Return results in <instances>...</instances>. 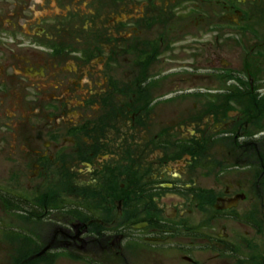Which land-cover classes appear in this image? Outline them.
<instances>
[{
	"label": "flooded vegetation",
	"instance_id": "af4514ba",
	"mask_svg": "<svg viewBox=\"0 0 264 264\" xmlns=\"http://www.w3.org/2000/svg\"><path fill=\"white\" fill-rule=\"evenodd\" d=\"M174 1L173 7L177 9L175 6L181 0ZM199 1L203 6L207 3L210 10L212 1ZM216 2L223 5L221 19L229 20L223 22L226 25L219 23L222 30L229 31V37L215 39L222 59L218 62L214 55L210 62L207 55L211 50L204 48L201 60L208 62L209 66H182V73L196 78L217 77L220 81L218 90L200 86L184 91H156L161 87L165 89L161 81L176 75L170 71L163 76L158 73L152 76L150 66L155 62L164 64V56L167 57L178 44L179 55L188 56V51L194 46L199 49L201 44L198 43L202 42L198 39L197 43L188 44L184 39L174 37L175 32L188 31L194 25L196 33L203 34L219 27L208 21L210 12L203 11L199 5H194L196 11L192 13L181 14L180 21L172 9L164 10L156 0H143L141 5L147 6L146 16L127 25L131 28L125 30L129 33L133 29L157 27V37L153 39L134 38L140 58L135 66L140 70L139 74L133 71V85L126 79L118 81L117 77L115 80L108 76L105 79L107 85L96 91L85 89L88 81L82 84L80 79L68 80L75 88H72L73 94L84 96L82 102L75 103L76 107H82L85 112L89 110L90 114L85 113L86 117L78 118L76 125L66 134H60L63 141L71 144L70 149L58 142L54 153L36 159L41 167L39 175L49 177L53 170L64 180L58 185L43 184V193L40 191L42 187L37 188L39 194L35 200L17 199L23 205L27 203L30 210L23 216L16 214L15 220L19 223L26 220L30 228L26 231L7 230L9 234H6L0 227L2 237L6 234V238H16L13 240L25 244L26 249L18 245L20 242L4 243L10 253V264H33L35 261L55 264L59 260L68 264H229L232 259L240 260L243 244L250 250L247 263L256 264L257 245L253 240L258 228V198L264 190V184L259 182L264 178V115L261 113L264 105L258 102V93L262 92L264 97L260 85L264 83V34L259 32L263 38L256 40L232 37L240 32L242 24H246L244 11L235 8V2L233 5L228 0ZM255 6L250 7L251 12ZM253 28L254 24H251L249 30ZM120 37L108 42L123 46L127 39ZM239 49L241 52L237 53ZM198 52L194 56L197 59L201 56ZM116 54L110 56L112 62ZM123 55L127 57V54ZM232 56L237 64L231 63ZM98 57L96 59H102L101 55ZM94 60L84 65L89 66ZM173 60L168 59L175 64ZM50 62L31 65L29 73L33 78H45L46 69L52 65ZM216 63L219 65L215 68ZM52 67L56 71L51 77L57 80V63ZM73 72L78 73L75 66ZM153 79L155 85H150ZM58 80L57 84L61 82ZM78 84L84 86L78 87ZM65 91L71 92L69 89ZM157 93L176 95H166L162 99L156 97ZM198 94L207 101L212 94H217L213 114L207 120L204 118L202 123L200 119L195 124L191 122L193 129L188 130L190 134L182 139L183 143L190 145H185L179 155L170 154L173 156L170 158L162 152V146L167 142L165 146L171 148L173 144L170 145L169 139L173 140L177 134L169 125L156 134L146 135L149 126L146 127L145 111L175 97ZM43 100V108L50 117L42 129L47 131L50 139L57 141L59 134L54 132L59 130L63 110L66 112L73 103L64 93L62 99ZM195 104L200 106L204 102ZM185 122L189 123L183 121L179 125L184 126ZM136 132L142 133L137 136ZM192 135L196 137L192 139ZM23 137L29 150L33 140L27 135ZM38 137L40 139L43 134ZM49 144H45L46 152ZM213 147L217 148L218 158L214 149L211 150ZM156 152V157L149 156ZM71 156L75 157L76 163L74 182H70L68 176L74 168L65 161V157ZM177 164L183 170L179 180H162L173 177L168 171ZM259 165L263 171L258 170ZM82 167L90 168L89 180L82 178ZM205 176L223 177L224 182L204 185L206 182H201V178ZM1 198L0 195L3 204ZM72 199L74 202H69ZM241 206L244 207L241 209ZM226 221L238 225L240 222L239 227L245 229V236H234ZM22 249L26 257L21 255Z\"/></svg>",
	"mask_w": 264,
	"mask_h": 264
},
{
	"label": "rangeland",
	"instance_id": "374dc122",
	"mask_svg": "<svg viewBox=\"0 0 264 264\" xmlns=\"http://www.w3.org/2000/svg\"><path fill=\"white\" fill-rule=\"evenodd\" d=\"M142 1L143 0H98L99 6L102 8L107 6L108 9L105 10V14L96 18L95 16H97V14L95 7L97 4L95 5V3L97 0H0V195L3 202V204L0 203V227H3L1 230L6 231V234H9L7 230L26 231L27 228H30L26 220L21 221V223L15 220L16 210L19 216H23L30 210V206L27 205L26 202V204L23 205L21 204L22 201L19 200L17 202V199L35 200L39 194L37 188L42 187L40 190L42 192L43 184L58 185L64 180L58 172L53 170L50 171L49 177L39 175L41 167L39 163H36V159L46 153H54L56 150L55 145L58 142L60 145L70 149L71 144L67 143L68 141H63L61 135L66 134L73 125H76L78 118L86 117L85 113H89V110L85 112L82 107H76L77 105H75V103L79 101L82 102L84 96L81 98L79 95L73 94L75 88L71 87L72 85L68 83V80L73 81L74 79L76 81L80 79L82 84L88 81V84L85 85V89L96 91H100V87H103L104 84L107 85L105 79L108 78V76L111 77L110 75H113L115 80L117 77L118 81L119 79H126L128 82H131L130 85L134 84L132 81L134 79V77H132L134 74L133 71L136 70L139 74L140 70L135 66L139 58V52L136 50L138 44H136L134 38L153 39L157 37V27L141 30L133 29V31L130 30L129 33L125 32V30L131 28V26L129 27L127 25H132V21L142 18L144 15L146 16L147 6L146 4L141 5V3H143ZM156 1L157 4L163 6L166 11L168 9H175L172 6L173 3H176L174 0H165V2L161 0ZM228 1L229 4L232 2V5L235 2V8L244 11L246 21V24H242L240 32H238L236 36L232 35V37L242 38V40L245 38L251 40L262 39L263 37L259 32L264 34V0ZM255 4L257 6H255V10L251 12L252 10L250 7ZM207 5V3L204 4V6H201V9L210 12L208 21L217 23L219 27L209 29L203 34H197V31L193 29L194 25L188 31L184 30V33L180 32V30L175 32L177 35H173L174 37L176 36L179 40L184 39L188 44L197 43L198 39L202 42L199 41L198 43L201 44L199 49L196 46L192 47V49L188 51V56L179 55L178 48L180 45L178 44L171 50L173 55L170 56V53L167 57L166 55L164 56V64H156L155 62L150 66L149 73L152 76H157L158 74L159 76H163L170 71L176 75L174 77L170 74L169 76L173 77H169L166 81H161L160 79L159 81H161L165 89L163 90L161 87L156 91L165 92L169 89H172V91L175 89H177V91H184L194 87V89H197L196 87L200 86V88L210 87L209 89L218 90L220 81L217 77L196 78L188 76L186 72L182 73V66L192 67L194 65L200 68L209 66L208 62L206 63L204 60H201L204 57V48L211 51L213 50L207 55L210 62L214 55L217 57L218 62L222 59L218 53L215 39L217 37L221 39L229 37V31H224L220 27V24L226 25L223 22H229V20L221 19L222 4H218L216 0H213L209 5V11ZM192 7V3H184L182 7L177 5L176 8H178V10L175 12L178 18L176 19L180 20L181 14H185L186 12L192 13ZM115 12H119V14ZM213 12L215 14H213ZM250 13H253V15L251 16ZM251 24H254L255 28L249 30ZM98 35L103 38L99 40L100 46L91 44L89 52L93 51L95 53L94 59L99 58L98 56L100 55L102 59H93V63L86 66L81 63L78 58L79 56H85L84 51L89 50L86 49L88 43L85 41L89 39V43H91L98 39L96 38ZM120 36L127 39V41H123V46L108 42ZM45 42L46 44H44ZM57 44L69 45L73 50H70V52H68L69 54L64 55L65 58L62 56L61 58L53 59V49H51V47H57ZM132 44H134V46ZM133 50L136 51L134 52ZM198 51L201 52L199 59L194 57L199 53ZM114 52L117 54L115 55V61L112 62V57L110 58V56H114ZM229 52L233 53L235 51ZM240 52L239 49L237 53ZM123 53L127 54L125 55L127 57H124ZM171 57L174 59L173 61H175V64L168 61V59L172 61ZM230 61H232L231 63L237 64V60L234 56L231 57ZM48 62L52 65H49L46 69L47 73L45 78H33L31 76L29 73L31 65H36L35 63L47 65ZM56 63L58 67L56 78L57 80L59 79L58 81H63L64 84L61 82L57 84V80L51 77V74L56 69L53 70L52 66ZM74 63L78 73L73 72ZM108 63L110 66H108V68H110V70L107 68ZM198 63L203 65V67L198 65ZM139 64L137 65L139 66ZM218 65L219 64L216 63L214 67L216 68ZM158 85H160V83ZM260 85L262 89H264V83ZM79 86L84 85L78 84V87ZM57 87H59V89ZM65 89H69L71 92H64ZM63 93L64 96L69 99L70 103H73V106L66 112L63 110L64 114L62 117L59 113V116L62 118L60 120L61 123L59 124V130L54 132V134H59V136L57 141H53L50 139V136L47 135V131L42 129V126L49 121L48 118L50 117L48 112L43 108L44 100L42 101V99H62ZM162 93H157L159 95H156V97H161L163 99L166 95L167 97L176 95ZM216 95L217 94H212V96L208 98V101L199 96V94L190 97H175L167 103H161V105L157 104L154 107L148 108L144 116L147 119L146 127L149 126V128L145 134H156L158 131L164 130L165 127L171 125L177 136H175L173 140L169 139L170 145L173 144L171 148L165 146L167 142H164L163 146L161 145L162 152L170 158L173 157L170 154L179 155L186 147L185 145H190L187 142L183 143L182 139L190 134L188 130L193 129L191 122L195 124L200 119L199 122L202 123L204 118L207 120L209 115L213 114L212 108L216 107V104L213 103L218 101ZM258 95V102L264 105L262 92L258 93ZM137 102L138 101H136V103ZM197 102H204V104L196 106L195 103ZM261 113L264 115V109L263 112L261 110ZM183 121H189V123L185 122L184 126H180L179 124H182ZM159 124L162 125L160 126ZM32 125H34L35 128H33ZM38 132L43 134V137H41L42 139H38V135H40ZM141 133L142 132H136V135H141ZM23 135H27L33 140L32 145H30V147L28 146L29 150L26 148ZM191 137L193 139L196 136L192 135ZM47 142H50V144L46 152L45 144ZM130 142H132V140ZM137 142H139V140H137ZM213 149L214 147L211 148V150ZM215 150H217V148L213 150V153L217 156ZM157 154L158 152L149 156L154 158ZM161 154L162 153H160L159 156H161ZM65 161L74 168L68 175L70 182H74L75 174L73 170L75 171V157H65ZM168 168L169 167H167V169ZM258 170L263 171L260 165L258 166ZM82 171V178L84 180H89L91 173L90 168L82 167ZM165 172H167V170ZM165 172H163L164 176L166 175ZM168 172L171 173L173 177L167 176L162 180L175 178L179 180L178 176L182 174L183 170L180 168L179 164H177L172 165ZM201 182H206L204 185H213L223 183L224 180L223 177L216 178L214 176H205L201 178ZM259 182L264 184V178ZM69 202H74V199ZM4 206L9 207L8 212L5 211ZM243 207L244 206H241V209ZM257 210V236L253 240L254 244L257 245V259L255 262L256 264H264V190L263 194L259 195ZM31 211H33V209ZM226 223L230 230L233 231L230 232L234 236L239 234L245 236V229L242 226V228L239 227L240 222L239 225L238 223H228V221H226ZM20 234L23 235L22 233ZM5 235L3 237L2 234L0 235V264L11 263L9 258L10 253L5 249L6 245L4 243H9L11 241L14 243L20 242V240H13L16 238L8 239ZM233 235H231V237H233ZM247 238L250 239L249 236ZM245 242L248 243L249 240H245ZM18 245L24 246L23 249H26L25 244L20 242ZM23 249L21 255H25ZM241 250L243 254L240 255V260L238 261V258L232 259L229 261V264H248L250 250L246 249L245 244H243ZM33 264L42 263L41 261H35ZM55 264L68 263H63L62 260H59Z\"/></svg>",
	"mask_w": 264,
	"mask_h": 264
},
{
	"label": "trees",
	"instance_id": "16d2710c",
	"mask_svg": "<svg viewBox=\"0 0 264 264\" xmlns=\"http://www.w3.org/2000/svg\"><path fill=\"white\" fill-rule=\"evenodd\" d=\"M9 208V207H8Z\"/></svg>",
	"mask_w": 264,
	"mask_h": 264
}]
</instances>
